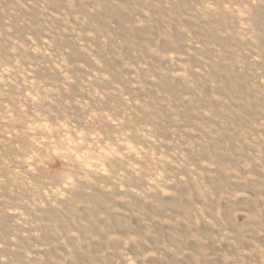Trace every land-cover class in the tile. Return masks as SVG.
<instances>
[{
    "label": "rangeland",
    "instance_id": "1",
    "mask_svg": "<svg viewBox=\"0 0 264 264\" xmlns=\"http://www.w3.org/2000/svg\"><path fill=\"white\" fill-rule=\"evenodd\" d=\"M0 264H264V0H0Z\"/></svg>",
    "mask_w": 264,
    "mask_h": 264
}]
</instances>
